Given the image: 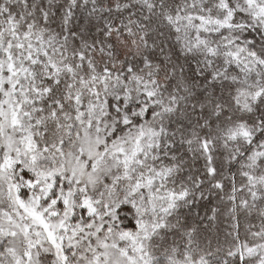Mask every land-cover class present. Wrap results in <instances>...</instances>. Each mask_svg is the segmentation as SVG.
<instances>
[{
	"label": "snow or ice",
	"instance_id": "snow-or-ice-1",
	"mask_svg": "<svg viewBox=\"0 0 264 264\" xmlns=\"http://www.w3.org/2000/svg\"><path fill=\"white\" fill-rule=\"evenodd\" d=\"M0 264H264V0H0Z\"/></svg>",
	"mask_w": 264,
	"mask_h": 264
}]
</instances>
